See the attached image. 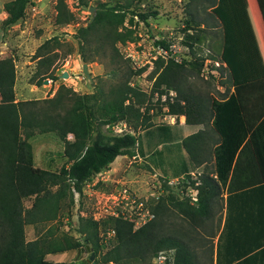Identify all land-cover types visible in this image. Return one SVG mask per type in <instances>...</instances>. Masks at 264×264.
<instances>
[{
  "label": "trees",
  "instance_id": "16d2710c",
  "mask_svg": "<svg viewBox=\"0 0 264 264\" xmlns=\"http://www.w3.org/2000/svg\"><path fill=\"white\" fill-rule=\"evenodd\" d=\"M136 1L98 2L87 21L77 25L72 33L82 62L99 59L107 64L104 74L113 81L104 86L102 77L89 92H76L60 82L50 96L15 99L13 58L11 55L0 57V264H72L70 260H47L44 255L81 245L85 248L81 235L90 243L93 253L98 254L95 264H152L151 259L160 253L164 254V264H201L192 235L178 229L163 231L157 215L170 206L190 229L198 226L203 218L213 224V205L220 198L234 150L247 133L240 90L255 78L244 59V48L236 34L234 17L224 8L228 0H217L214 10L225 25L226 34V46L221 56L229 67L233 92L217 98L188 85L182 88L180 85L186 81L190 71L186 61L159 56L153 59L149 70L152 78L149 94L156 92L157 99L164 95L161 99L165 106L162 113L182 114L184 123L202 126L183 134L182 125L152 123V113L148 112L152 105L147 102L145 92L129 83L130 77L140 73L145 66L131 67L115 44L135 38L133 29L123 25L125 18L131 24L132 15H136L146 23L147 17L156 13L154 9H138L133 4ZM27 2L4 1L6 15L1 20L3 27L22 19ZM191 2L197 5L191 7L188 2L192 23L187 25L195 30L199 21L195 15L199 1ZM77 3L81 8L90 5L88 0H77ZM54 9L55 23L72 21L73 13L63 0H56ZM195 39H198L197 33L184 32L182 27L183 44L192 47ZM155 43L163 48L169 44L164 38L155 40ZM58 45V37L52 35L35 47L33 57L37 83L50 74L57 54L54 50ZM202 59L200 56L197 64H202ZM169 90L173 93L169 94ZM117 121L129 123L132 131L114 133L109 125ZM209 121L211 128L207 129ZM47 131L55 133L63 142L60 155L65 160L56 170L33 164L29 137L35 132ZM214 132L220 142L212 149V173L202 170L192 176L190 172L197 164L204 162L206 169L207 141L215 139ZM67 133H71L72 138H66ZM170 151L174 155L165 157V152ZM120 154H137L163 171L166 165L169 166L170 174L165 175V181L170 176L181 174L188 181L183 179L176 183L166 195H155L154 203L148 205L153 216L139 225L133 226L134 219L118 213L114 217L112 233L100 241L97 220L90 214L77 216L74 228L80 238L58 231L55 222L60 206L71 203L74 193L80 195L83 185ZM187 184L196 188L193 201L188 194H183ZM26 196H32L29 206L22 202ZM25 224L38 228L35 237L25 239ZM206 245L210 248L208 239L203 242V248L208 249ZM213 253L214 264H230L232 257L217 260L215 243Z\"/></svg>",
  "mask_w": 264,
  "mask_h": 264
},
{
  "label": "rangeland",
  "instance_id": "374dc122",
  "mask_svg": "<svg viewBox=\"0 0 264 264\" xmlns=\"http://www.w3.org/2000/svg\"><path fill=\"white\" fill-rule=\"evenodd\" d=\"M4 1L0 0V15L2 11L5 12ZM55 1L34 0V8H31L27 2L22 19L4 27L1 23L2 19H0V50H4L0 52V57L12 53V58H14L16 99L50 96L52 87L54 85L57 86L60 82L67 84L76 92H89L93 89V84L99 77L104 78L103 86L108 81H113L109 79L108 75L104 74L108 67L107 64L104 61H99V59L86 62L89 77L81 71L82 61L76 51V42L72 37V33L77 25L84 24L87 21L90 14L88 8L82 7L79 10V8H75L74 0H63L72 11L74 17L69 23L57 24L54 22ZM102 1L114 3L117 0H88V4L94 8L98 2ZM133 4L140 10L146 8L156 10L154 15L147 17L146 23H142L138 27V31L141 34L146 33L148 38L146 41H142L143 46L137 45L134 48L139 53L143 51L145 59H149L150 47L157 44L155 40L164 38L172 45H168L166 56L184 59L187 67H190L186 81L180 85L182 88L188 85L191 89L202 90L216 97L222 96L221 94L230 90L228 76L220 75L216 70H210L206 59L204 63L197 64L199 63L200 54L208 56L211 53V50L205 47V43L188 48L181 42L182 33L180 28L183 27L188 16V13H185L187 6L185 7L184 0H138ZM52 35L58 37L59 45L54 50L57 54L53 59L50 74L46 76L49 79L44 77L46 79L45 82L37 83L38 77L34 73L36 65L33 52L44 38ZM150 62L151 64L148 66L147 63L149 62L145 63L146 66L140 73L130 77V85L145 92L147 102L152 105L148 109V112L152 113L150 116L152 123H168L173 126L178 124L182 125L183 134L188 132L190 129L186 128L185 124H182L184 120L182 114L162 113L165 109V106L161 104V99L164 97L163 94L158 99L156 92L149 94L152 88V78L149 77V70L153 65V60ZM63 72H66L67 75L61 76ZM220 73L223 74V71ZM34 84L35 86H33ZM168 93L172 94L173 91L169 90ZM194 127L198 126L193 125ZM125 128L127 131H132L129 123H125ZM102 129L108 131L104 127ZM66 138H72V134L67 133ZM29 141L31 143L34 165L56 170L64 162L65 158L60 155L63 142L55 133L48 131L35 132L29 137ZM165 157H168L167 152H165ZM170 170V167L166 165L163 171L161 168L154 166L150 160H145L137 154L117 155L111 163L95 173L92 179L83 185L80 195L74 193L71 203H63L60 206L57 221L55 222L58 231L80 238V234L74 228L77 216L79 214H90L97 220L99 241L104 239L106 235H109L114 217L118 213L129 217L134 212L137 202H142V209L148 208V205L151 206L154 203V193L156 195L158 193L166 195L168 190L174 189L172 187L176 183L165 181V175H169ZM191 173L196 174L195 171H191ZM185 190L186 188H184L183 194H185ZM173 193L176 195L177 192L173 191ZM189 193L193 194L194 190L190 189ZM31 198L32 196L23 197V205L29 206ZM213 209L215 210V215L212 218L213 224L210 223L209 219L203 218L198 226L190 225L192 229L170 206L157 217L161 221L163 231L172 232L173 229H178L192 235L193 242L196 245L195 252L200 263L213 264L214 234L217 225L219 202L213 205ZM37 229L32 224H25V239L35 237L38 232ZM210 230L212 232L208 233ZM205 239H208L210 244V248L206 245L208 249L203 248ZM87 243L90 245L89 242ZM88 254L89 251L81 245L77 250L68 249L66 255L61 258L69 259L72 264H95L98 254L93 253V263L87 259ZM208 255H210L211 259L208 258ZM54 257V255L49 254L48 257L44 258L51 260ZM151 263L157 264L153 259H151ZM108 264L113 263L109 262Z\"/></svg>",
  "mask_w": 264,
  "mask_h": 264
},
{
  "label": "crops",
  "instance_id": "0c3cea01",
  "mask_svg": "<svg viewBox=\"0 0 264 264\" xmlns=\"http://www.w3.org/2000/svg\"><path fill=\"white\" fill-rule=\"evenodd\" d=\"M191 1L193 0H184L185 7L187 6L185 13H188L187 20L183 24L184 32L194 31L198 34V39L194 40L192 47L205 43V47L211 50L208 56L200 54L203 58L202 63L206 59L210 70H216L220 75L228 76L230 90L217 97L222 98L233 92L229 67L227 68L226 62L221 56L226 46L225 25L214 10L217 0H214L212 4L207 0H198V13L195 14L199 18L198 24L195 30L188 28L187 23H192L188 2L191 7L197 5ZM224 8L234 17L236 34L244 48L242 49L243 56L248 67L252 69L255 81L246 82L245 87L240 90V104L247 133L234 150L230 168L219 193V210L214 234L216 257L218 261L232 257L230 264H264V0H228L227 6ZM5 14L6 11H2L0 19L4 18ZM180 32L182 33V28H180ZM2 51L0 50V52ZM10 55L12 56V53ZM212 64L217 67L211 66ZM22 66L24 65L22 64ZM222 71L223 74L220 73ZM45 78L42 82L46 81ZM252 84L254 85L251 87ZM55 88L54 85L51 93ZM230 123L232 124L233 121ZM182 124L190 129L184 134L191 133L202 126L193 128L191 124L184 122ZM209 127L211 128L210 121L206 128ZM209 132L212 136V131L209 130ZM215 136L214 140L207 141L209 154L207 153L206 169L204 162H201L191 171L198 173L206 170L212 173V149L220 142L216 133ZM173 155V151L168 152V157ZM72 249L77 250L78 247ZM67 251L47 252L44 257L51 254L57 256L51 258L52 261L65 260L61 257L66 255ZM212 260L214 264V253Z\"/></svg>",
  "mask_w": 264,
  "mask_h": 264
},
{
  "label": "built area",
  "instance_id": "2783aa9c",
  "mask_svg": "<svg viewBox=\"0 0 264 264\" xmlns=\"http://www.w3.org/2000/svg\"><path fill=\"white\" fill-rule=\"evenodd\" d=\"M74 2L76 4L75 8H79V10H81V7L77 3V0H74ZM28 4L31 6V8H34L35 2H34V0H28ZM132 17H133L132 18L133 20H132L131 24H128L127 20L124 19L123 25L129 26L133 29V32L135 34V38L133 40H126L124 43H121L118 41L115 42V44H116L118 50L120 51V53L122 54V56L124 58L128 59L129 64L133 68L144 66V65H146L145 63L149 62V63H147V66H148L151 64V62H150L151 60L156 59L159 56L165 58V56L167 55V48H163L159 44H156L155 46L150 47V53L148 54L149 59H145V53L143 51L141 53H139L138 50L136 48H134V46H137V45L143 46L142 41H146L148 37H147L146 33L141 34L138 31L139 25H141L142 23H145V22L142 19H140L139 17H137L136 15H132ZM143 28H144V26H143ZM169 56H171V55H169ZM173 58L176 59L175 57H173ZM109 126L114 133H121L123 131H126L125 122H123V121L114 122V123L110 124ZM190 174L192 176H194L191 172H190ZM183 179L188 181L185 178L184 174H181L178 176H173V177L167 178L166 182H168V183L174 182V184H175L178 182H182ZM185 188H186L185 193L189 195L190 200L191 201L195 200L196 188L190 186L189 184H187L185 186ZM190 189L194 190L193 194L189 193ZM153 195H156V194L154 193ZM142 208H143L142 202L139 201V202H137V204L134 208V212L131 214V216L126 217L122 213H120V214H122L123 217H125V218L132 219V220L134 219L133 225L135 224L134 226H136V225L143 223L145 220L150 219L153 216V213L149 210V208H144V209H142ZM111 233H112V229L110 230L109 234H111ZM154 261H156L157 264H164L163 263L164 254H162V253L158 254V256L155 257Z\"/></svg>",
  "mask_w": 264,
  "mask_h": 264
},
{
  "label": "water",
  "instance_id": "95a60500",
  "mask_svg": "<svg viewBox=\"0 0 264 264\" xmlns=\"http://www.w3.org/2000/svg\"><path fill=\"white\" fill-rule=\"evenodd\" d=\"M87 8H88V10H89V13H92V12H93V6L89 5ZM81 71H82L86 76L89 77V73H88L87 68H86V62H81ZM66 75H67L66 72H63V73L61 74V76H66ZM81 239H82V241H83L84 244H85V249L89 251V254H88L87 259H88V260H91V262L93 263V260H92V259H93V251L90 249V247H89V245H88V243H87V239L84 238L83 235H81Z\"/></svg>",
  "mask_w": 264,
  "mask_h": 264
},
{
  "label": "clouds",
  "instance_id": "9594fccd",
  "mask_svg": "<svg viewBox=\"0 0 264 264\" xmlns=\"http://www.w3.org/2000/svg\"><path fill=\"white\" fill-rule=\"evenodd\" d=\"M169 45V44H168ZM144 66H146V65H144ZM127 131V130H126ZM194 176L196 175V174H193ZM171 177V176H170ZM169 178V177H168Z\"/></svg>",
  "mask_w": 264,
  "mask_h": 264
}]
</instances>
